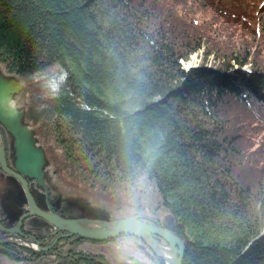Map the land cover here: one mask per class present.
Wrapping results in <instances>:
<instances>
[{
  "label": "trees",
  "instance_id": "obj_1",
  "mask_svg": "<svg viewBox=\"0 0 264 264\" xmlns=\"http://www.w3.org/2000/svg\"><path fill=\"white\" fill-rule=\"evenodd\" d=\"M261 12L264 0H0L6 74L66 73L58 94L28 108L49 161L50 204L72 193L86 200L88 219L105 220L89 200L113 220L117 188L146 169L143 220L163 214L175 224L182 264H264ZM202 45L203 61L184 70ZM134 240L144 260L164 264ZM43 257L0 244L13 263L68 264Z\"/></svg>",
  "mask_w": 264,
  "mask_h": 264
},
{
  "label": "water",
  "instance_id": "obj_2",
  "mask_svg": "<svg viewBox=\"0 0 264 264\" xmlns=\"http://www.w3.org/2000/svg\"><path fill=\"white\" fill-rule=\"evenodd\" d=\"M23 90L21 82L4 78L0 73V127L10 141L11 171L6 163L3 147L0 144V169L4 175L18 181L26 196L32 225L44 230L55 229V234L63 237H79L83 241L103 243L114 239L117 233L113 231L114 222L96 221L90 219H65L53 213L49 204V190L46 184V153L38 144L36 134L25 122V111L14 102V96ZM1 143V142H0ZM27 181L35 182L36 188L42 192L41 205L46 210L38 208L34 199L27 191ZM18 214H16L17 216ZM143 227L131 233L132 238L144 243L155 257L164 264H182L185 252V241L173 225L159 227L142 222ZM20 222L15 226L0 223V231L5 235L19 234ZM0 244H13L29 248L34 252H46L50 248L41 249L38 245L25 243L19 239L0 240Z\"/></svg>",
  "mask_w": 264,
  "mask_h": 264
},
{
  "label": "flooded vegetation",
  "instance_id": "obj_3",
  "mask_svg": "<svg viewBox=\"0 0 264 264\" xmlns=\"http://www.w3.org/2000/svg\"><path fill=\"white\" fill-rule=\"evenodd\" d=\"M0 73L4 77V73L0 67ZM6 78V77H4ZM4 130L0 127V144L3 147V151L6 158L8 168L13 171L12 160L10 159L11 149L8 138L4 141ZM6 135V134H5ZM7 136V135H6ZM35 182L27 181V191L29 195L34 199L38 208L46 212L40 205V194L35 192ZM40 203V205H39ZM57 202L53 201L50 204L53 213L56 215L68 219V218H88L89 215L81 207L74 206L78 209L80 215L75 214L73 208H65L62 205H56ZM85 209V206H84ZM82 211V212H81ZM16 214H18L16 216ZM29 215L28 205L26 203V196L23 189L17 180L13 177L4 175L0 170V223L15 227L19 222V234L6 235L12 236V239H19L25 243L38 245L41 249L50 248L46 252H34L42 254L46 259H54L56 257L61 258L63 263L68 264H119L114 256L111 245L100 243H93L87 241H78L76 237H63L62 233L55 234V229L44 230L42 227H35L32 225L33 220L26 218ZM161 220V218H160ZM164 223L173 225L175 224L170 220H163ZM102 248H101V247ZM100 248L101 250H98ZM43 257V258H45Z\"/></svg>",
  "mask_w": 264,
  "mask_h": 264
},
{
  "label": "clouds",
  "instance_id": "obj_4",
  "mask_svg": "<svg viewBox=\"0 0 264 264\" xmlns=\"http://www.w3.org/2000/svg\"><path fill=\"white\" fill-rule=\"evenodd\" d=\"M50 77L43 80L42 87L53 95L58 94L66 73L59 65L51 67ZM117 203L112 209L113 231L122 233L113 240L111 247L119 264H149L136 248L131 233L143 227V218L151 203V188L146 169L133 168L116 190Z\"/></svg>",
  "mask_w": 264,
  "mask_h": 264
},
{
  "label": "rangeland",
  "instance_id": "obj_5",
  "mask_svg": "<svg viewBox=\"0 0 264 264\" xmlns=\"http://www.w3.org/2000/svg\"><path fill=\"white\" fill-rule=\"evenodd\" d=\"M262 4H263V2H261V5ZM257 17H258V21H257V24H256V30L257 31H262V30L264 31V13H262V12L259 13ZM209 47H210V45H209ZM209 47H207V45H202V49L200 50L201 51L200 53L192 55L189 58L188 62H185V63L182 62L181 65L184 68V70H189L191 68H194L200 62H202L203 59H204V55L206 53V50H208ZM213 55L214 54H211V55L208 56L207 65H212L213 61L215 60ZM247 68L248 67H244L243 70H247ZM1 69H2V71L4 73V75H5L4 77H6L7 79H14L16 81H19L23 85V90L20 91L17 95L14 96V102L17 104V106L19 108H23L24 109V111H25V122L30 126L31 129H33L32 125H31V122H30V118H29L30 114H29V109L28 108H30V104L32 102H34V100L44 99L45 96H54L53 94L48 93L42 87L43 80L50 77L49 71H46V72H44L42 74H38V75L32 76V77H30L28 79V81H23V80L18 79L14 75L6 74V72L4 71V69L2 67H1ZM33 131H34V129H33ZM7 138H8V136H7ZM7 143H10L9 138H8V142ZM46 158H47V156H46ZM47 162H49L48 158H47ZM48 165H49V163H48ZM48 165H47V167H48ZM47 167H46V171H47ZM57 188L61 189V187H57ZM35 192H37L39 194L40 193L42 194V192L39 191L37 188H35ZM58 195H59L58 197L62 196L61 200H65V202L62 203V206L64 205L63 207H65V208H68V207L73 208L75 214L80 215L78 210H76L77 208H75L74 206L78 205V207L82 208L81 210H85L84 206H86V205L84 204V202H86V200H82L78 196H73L72 193L63 194L62 192L59 191ZM87 203L89 204V206H88L89 209L88 210H91L93 212V214H100L101 213L103 218L105 219V220H103L104 222H114V220H110L111 216L109 217V214H108V213H110V207L102 205V207L93 208V206H91V205L93 204L94 206H96L94 203L89 202V200L87 201ZM151 203H152V200H151ZM56 205H59V202H57ZM87 215H88V213H87ZM162 215L163 214H159L158 215L159 217L153 216L154 218H156V220H153V219H150V218H146V219H144L146 221L143 220L142 222L148 223L150 225L159 226V227H168L170 222H169V224H166V222L164 223L163 220H168V219H165V218H162L160 220ZM88 218H84V219H88ZM71 219H79V218L78 217H74V218H71ZM96 221H102V220H96ZM133 239H135V238H133ZM12 240H15V239H12ZM20 247H22V246H20ZM44 262H46V261L45 260L39 261V263H37V264H44ZM0 264H17V263H13L11 261H7V260H4V259L0 258ZM23 264H25V263H23Z\"/></svg>",
  "mask_w": 264,
  "mask_h": 264
},
{
  "label": "bare ground",
  "instance_id": "obj_6",
  "mask_svg": "<svg viewBox=\"0 0 264 264\" xmlns=\"http://www.w3.org/2000/svg\"><path fill=\"white\" fill-rule=\"evenodd\" d=\"M15 246V245H14ZM25 257V256H24ZM28 261V260H27ZM43 261V260H42ZM25 262V261H24ZM29 264V263H28Z\"/></svg>",
  "mask_w": 264,
  "mask_h": 264
}]
</instances>
